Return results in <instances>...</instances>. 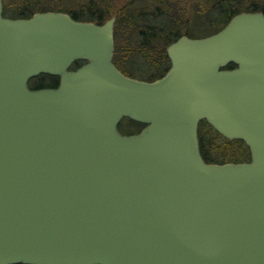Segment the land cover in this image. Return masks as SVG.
Masks as SVG:
<instances>
[{
	"label": "water",
	"instance_id": "95a60500",
	"mask_svg": "<svg viewBox=\"0 0 264 264\" xmlns=\"http://www.w3.org/2000/svg\"><path fill=\"white\" fill-rule=\"evenodd\" d=\"M116 21L0 0V264H264V13L182 36L154 81L115 65ZM203 120L251 160L206 162Z\"/></svg>",
	"mask_w": 264,
	"mask_h": 264
},
{
	"label": "trees",
	"instance_id": "16d2710c",
	"mask_svg": "<svg viewBox=\"0 0 264 264\" xmlns=\"http://www.w3.org/2000/svg\"><path fill=\"white\" fill-rule=\"evenodd\" d=\"M249 0H129L117 7L116 0H3L4 14L12 18H31L36 12L61 11L70 14L79 21H90L104 24L108 19L117 16L116 25L120 23L127 28L123 32L128 36L125 44L120 45L116 39L114 63L126 75L133 77L126 64L135 66L138 59H143L149 70H153L148 81L164 76L171 62L167 48L184 35L194 37V26L212 28L210 35L223 29L238 13L263 12L264 3ZM181 3V4H179ZM200 4L197 15H204L201 20L190 16L192 4ZM247 5V6H246ZM184 16V18H183ZM187 28L184 34L181 30ZM118 30V28H117ZM115 27V38L116 32ZM124 34V36H125ZM78 62L73 68L79 65ZM35 88L49 87L42 76L35 78ZM58 79L50 87H57ZM137 124L138 130L142 125ZM201 153L207 162L220 161L246 162L250 160L249 149L241 140H228L215 131L206 121L200 125ZM137 131V130H136ZM242 143L247 150L246 158L241 159L235 152H229L233 143Z\"/></svg>",
	"mask_w": 264,
	"mask_h": 264
},
{
	"label": "rangeland",
	"instance_id": "374dc122",
	"mask_svg": "<svg viewBox=\"0 0 264 264\" xmlns=\"http://www.w3.org/2000/svg\"><path fill=\"white\" fill-rule=\"evenodd\" d=\"M116 1L117 2L114 5H116L117 7H120V6L125 5L129 0H116ZM251 1L252 2H256V1L261 2L262 4L264 3V0H249L248 2L242 1L241 5L245 6V3L250 4ZM179 4H181V3H179ZM192 5L193 6H192V11H190V16L194 21L195 20H197V21L201 20L202 18H204L203 17L204 15H207V14H204V15L201 14L202 15L201 17H200V15H197L196 11L198 9H200V4L193 3ZM183 18H184V16H183ZM117 28L119 31L117 30ZM116 30L118 31V32H116L117 42H119L120 45L127 43V42H125V40L128 39V36H126V34L123 32L124 31L128 32V30L126 27L123 26V23H120L119 27H117V25H116ZM186 30H187V28H183L181 30L182 34H184ZM211 31H213L212 28H207L205 26L201 30V28L198 25H195L194 26V38H203L205 36H210ZM124 34H125V36H124ZM125 67H126V69L131 71V73L133 74V78H136L139 80H144V81H148V77L150 78L152 75V72H153V70H151V69L149 70V67L145 64L143 59H138V62L135 66H131V65L126 64ZM55 78L56 77H53L51 75H46V74H43V76H42V80H44L48 86H50L51 83L55 81ZM35 85H36V80H33L31 86L33 88H35ZM138 124H140V123H138ZM137 128H138L137 124L133 123V121H131V119L130 120L125 119V121L123 123L121 122V127H119L120 131L123 133L124 132H135L136 130H137L136 131V133H137L140 131L141 127L139 128V130ZM200 134H201V128L199 131V136H200ZM229 152H235L236 155L241 159V161H243L247 156V150L244 148L243 144L240 142L233 143L232 148L229 149ZM229 162H232V161H229ZM211 163H215V162H211ZM223 163H227V162L225 160L224 161L222 160L218 164H223Z\"/></svg>",
	"mask_w": 264,
	"mask_h": 264
},
{
	"label": "flooded vegetation",
	"instance_id": "af4514ba",
	"mask_svg": "<svg viewBox=\"0 0 264 264\" xmlns=\"http://www.w3.org/2000/svg\"><path fill=\"white\" fill-rule=\"evenodd\" d=\"M82 64H83V63H82ZM120 132H121V131H120ZM122 134H128V135H129V134H135V133H131V132H124V133H123V132H122Z\"/></svg>",
	"mask_w": 264,
	"mask_h": 264
}]
</instances>
